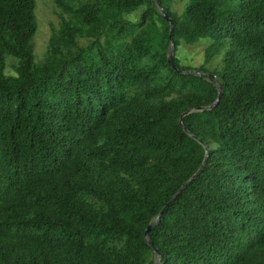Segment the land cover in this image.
<instances>
[{"label":"trees","instance_id":"16d2710c","mask_svg":"<svg viewBox=\"0 0 264 264\" xmlns=\"http://www.w3.org/2000/svg\"><path fill=\"white\" fill-rule=\"evenodd\" d=\"M51 1L35 61L0 0V264H264V0Z\"/></svg>","mask_w":264,"mask_h":264},{"label":"rangeland","instance_id":"374dc122","mask_svg":"<svg viewBox=\"0 0 264 264\" xmlns=\"http://www.w3.org/2000/svg\"><path fill=\"white\" fill-rule=\"evenodd\" d=\"M184 2L183 4L178 3L175 5V9L177 10V12L183 10ZM34 13L36 17L37 30L33 37V51L35 61H38L43 57L46 48L48 36L50 33V23L56 25L58 15L55 12V8L51 0H35ZM138 13L139 12L136 11L132 16L137 17ZM207 44H209L208 38H201L194 44L180 43L176 50V56L180 59V62L182 64L190 63L198 66L204 63V49ZM223 52L224 49H221L219 53L215 54L212 59L205 64V66L210 69H219L221 66Z\"/></svg>","mask_w":264,"mask_h":264},{"label":"water","instance_id":"95a60500","mask_svg":"<svg viewBox=\"0 0 264 264\" xmlns=\"http://www.w3.org/2000/svg\"><path fill=\"white\" fill-rule=\"evenodd\" d=\"M161 12H162V14H163V16L169 21V23H170V28H169V39H170V44H169V47H168V52H167V60H168V63H169V65H170V67L171 68H174L175 69V65H174V63H173V59H172V57H173V43H172V28H173V21H172V19H170L169 17H167V15L165 14V12L161 9ZM221 93H222V87L220 86L219 87V93H218V96H217V99L213 102V104H211L210 106H208V107H204V108H211L212 106H214L217 102H218V100H219V98H220V96H221ZM186 112H188V111H186ZM181 121H182V116L180 117V119H179V123L181 124ZM204 162V161H203ZM203 166V163L201 164V166H200V168L199 169H201V167ZM193 177H191L188 181H186L180 188H179V190L171 197V199L169 200V202L167 203V204H169L170 203V201L178 194V192L179 191H181L182 190V188L192 179ZM167 204H165L164 205V207L160 210V212H159V214L154 218V220L151 222V223H149L148 225H147V227H146V229L144 230V236L146 237V238H148V233H149V230L152 228V226L155 224V222L157 221V219H158V217H159V215L163 212V210L167 207ZM148 243L150 244V246L154 249V253L156 254L157 252H158V250L156 249V248H154L153 247V245H152V243H151V241L148 239ZM158 261H159V257H157V259L155 260V262H154V264H157L158 263Z\"/></svg>","mask_w":264,"mask_h":264}]
</instances>
